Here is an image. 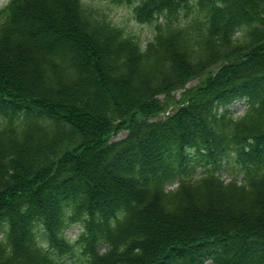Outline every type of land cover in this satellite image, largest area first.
Segmentation results:
<instances>
[{
  "label": "trees",
  "instance_id": "16d2710c",
  "mask_svg": "<svg viewBox=\"0 0 264 264\" xmlns=\"http://www.w3.org/2000/svg\"><path fill=\"white\" fill-rule=\"evenodd\" d=\"M107 1L0 6V264H264V0Z\"/></svg>",
  "mask_w": 264,
  "mask_h": 264
},
{
  "label": "rangeland",
  "instance_id": "374dc122",
  "mask_svg": "<svg viewBox=\"0 0 264 264\" xmlns=\"http://www.w3.org/2000/svg\"><path fill=\"white\" fill-rule=\"evenodd\" d=\"M96 1H99L101 3V5H104V7L106 9H108L107 12L109 13V15L113 19V21L116 24H119L122 27H124V29L127 32H132L134 34L141 35V37L144 39V41H148V39H150L152 32L150 31L149 25L140 24L133 18V15L131 12L132 6H126V5L125 6H117L115 4L109 3L107 0H96ZM6 2H7V0H0V6L5 4ZM198 81H199L198 79H193L186 85V87L193 86ZM183 91H184V89H180L178 91L173 92L175 99L181 98V93ZM232 107L236 109V113H242L244 108H245V106L239 102H236L235 104H233ZM171 108L172 107H170L168 109V111H171L172 110ZM168 111L165 114H167ZM125 134H126V131L120 132L117 135V137L120 138V137L124 136ZM114 137H116V136H114ZM223 177L229 178V174L227 172H224ZM172 186H175V185H172ZM77 231H78V228H72V229H69L68 234L70 236L74 237L76 235ZM206 264H211V262L208 261Z\"/></svg>",
  "mask_w": 264,
  "mask_h": 264
}]
</instances>
